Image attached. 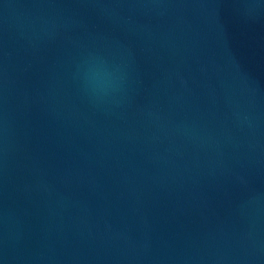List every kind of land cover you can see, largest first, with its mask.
I'll use <instances>...</instances> for the list:
<instances>
[{"label":"water","instance_id":"water-1","mask_svg":"<svg viewBox=\"0 0 264 264\" xmlns=\"http://www.w3.org/2000/svg\"><path fill=\"white\" fill-rule=\"evenodd\" d=\"M0 264H264V0H0Z\"/></svg>","mask_w":264,"mask_h":264},{"label":"clouds","instance_id":"clouds-1","mask_svg":"<svg viewBox=\"0 0 264 264\" xmlns=\"http://www.w3.org/2000/svg\"><path fill=\"white\" fill-rule=\"evenodd\" d=\"M84 87L94 94L98 91L106 92L114 87L113 74L105 72L104 76L101 77L99 73H86L84 75Z\"/></svg>","mask_w":264,"mask_h":264}]
</instances>
